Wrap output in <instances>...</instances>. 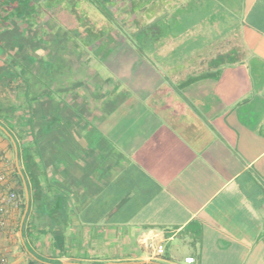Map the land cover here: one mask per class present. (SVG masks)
Returning a JSON list of instances; mask_svg holds the SVG:
<instances>
[{
	"label": "crops",
	"instance_id": "0c3cea01",
	"mask_svg": "<svg viewBox=\"0 0 264 264\" xmlns=\"http://www.w3.org/2000/svg\"><path fill=\"white\" fill-rule=\"evenodd\" d=\"M134 1L132 31L150 26L149 51L108 35V21L82 51L56 44L44 19L52 52L23 54L51 66L9 87L0 69V114L24 122L19 144L54 202L51 230L29 210L28 250L15 194L0 254L5 264H264V0ZM236 45L242 62L198 66ZM204 71L217 77L182 85ZM28 98L31 110H16ZM2 171L0 205L18 182L8 159Z\"/></svg>",
	"mask_w": 264,
	"mask_h": 264
},
{
	"label": "trees",
	"instance_id": "16d2710c",
	"mask_svg": "<svg viewBox=\"0 0 264 264\" xmlns=\"http://www.w3.org/2000/svg\"><path fill=\"white\" fill-rule=\"evenodd\" d=\"M83 1L84 0H0V69H2V76L8 74V78L5 82L6 87L11 86L19 79L28 83V79L25 77L27 73L33 77L36 76L37 69L49 68L51 66V59L43 57L36 58V56H34L35 54H31L26 57V55L23 54L26 48L32 52L39 48H41L42 51L52 52L51 48L48 47L47 41L44 39L43 32L40 33L41 29L38 28L39 22L44 19L47 20L46 17L57 15L60 23L65 28L67 27L68 29L77 31L76 35H78L81 40L85 35H87V38L92 41L91 44L101 38H97L99 34H96L93 30V28H98L95 26L96 18L93 19L92 17L88 18L86 16V10L88 9L83 10V14L78 12V9H81ZM88 1L97 6L108 18V22H113L117 26L116 28L122 31L125 38L129 39L140 52L149 51L148 35L151 30L150 26L140 25L137 31L134 32L133 37H135V39H133L131 37L132 32H127L120 25H118L115 17L111 15L112 11L107 7V3L111 4L115 0ZM124 2L129 5L130 9L131 7L133 8L132 0H124ZM84 11H86V13ZM79 26H83L84 29H79ZM83 31H85L84 35L82 33ZM41 42H45L46 44ZM243 55L244 53L242 49L236 45L231 47L226 53L220 52L214 58L204 57L199 62L198 66L204 69H209L218 68L224 64H235L242 62ZM216 77L217 73L214 74V72L211 71H204L197 76H190L185 82H182V85H188L190 82L199 79ZM31 101V98H28L23 104H19L20 107L16 110L23 111L24 108L31 110ZM0 111L2 110L0 109ZM23 116L22 120L24 118ZM12 117L13 116L11 115L0 114V124L6 128L17 144L19 162L22 165L23 177L29 191V210L32 209L34 213L39 216L43 215V217H45V221L43 220L40 226L51 230L53 223L52 212L54 202L45 189L46 185L41 181L38 162L34 156L29 153L27 148H22L19 144L17 135L22 134L16 132V129L24 124V122H20V118L16 121L14 120V117ZM29 124L31 133L34 135V118H31V122ZM0 133L9 140V145L12 147L9 137L1 129ZM16 176L18 182L16 192H14L17 196L23 198V202L21 203V208L23 209L24 191L22 179L20 175L16 174ZM55 211H57V209H55ZM23 235L24 230L22 229V237ZM24 247L29 250L26 243L24 244Z\"/></svg>",
	"mask_w": 264,
	"mask_h": 264
},
{
	"label": "rangeland",
	"instance_id": "374dc122",
	"mask_svg": "<svg viewBox=\"0 0 264 264\" xmlns=\"http://www.w3.org/2000/svg\"><path fill=\"white\" fill-rule=\"evenodd\" d=\"M122 2L124 3V6H123V8H120L121 10H122V12H119V5H121V4H119V1L116 3V4H114L112 7H111V9H112V12H111V15L113 16V17H116L115 19H117L116 21H117V23H118V25H119V22L120 23H123L122 25H120L121 27H126V30H128L129 29V32H131L132 31V29L134 28L133 27V24H132V15L131 14H133L130 10H129V6L128 5H126L125 3L126 2H124V0H122ZM141 2V1H140ZM142 3V2H141ZM140 3V4H141ZM123 5V4H122ZM118 7V8H117ZM90 9V10H86L87 11V14H86V16L88 17V18H93V19H95L96 18V20H98V22L95 24V26L96 27H98V28H93V30L95 31V33L97 34H99V36L97 37V38H99V37H103L104 35H105V33H106V31L108 30V35L111 33V34H113V35H115V34H117V35H121V36H123V37H125L124 36V33L122 34V31H120L119 29H117L116 27V25L113 23V22H111L110 21V23H108V24H110V26H109V28L107 29V30H105L104 28L107 26L106 25V23H107V20H108V18L105 16V14H103L102 13V11L97 7V6H95L94 4H92V3H90L88 0H84L83 2H82V6H81V9L79 8L78 9V12H81L82 14H83V10H85V9ZM58 9V8H57ZM62 10V9H61ZM86 11H84L85 13H86ZM102 15H101V14ZM114 14H116V15H114ZM122 14L125 16L124 17V19L122 18ZM104 16V17H103ZM46 19L49 21L50 20V22H52V23H56L55 25L56 26H54V28H52V27H48V30L47 31H51L52 33L51 34H49L50 35V37H51V40L52 41H54L56 44H59L58 42H60V41H62V40H64V41H69L70 43H72L73 45H74V47L77 49V50H81L82 51V48H87V47H90L92 44H91V42L92 41H90L88 38H87V35H85L84 36V38H82V40L80 39V37L78 36V35H76V33H77V31H75V30H72V29H68L67 27L65 28L61 23H60V20H59V17L57 16V15H55V16H50V17H46ZM99 24H102V25H99ZM93 25V24H92ZM113 25V26H112ZM80 28L79 29H84V27L83 26H79ZM124 29V28H123ZM125 30V29H124ZM133 32V31H132ZM83 33V35L85 34V31H83L82 32ZM127 33V32H126ZM133 36H134V32L133 33H131V37L133 38ZM94 37V36H93ZM96 38V39H97ZM100 40V39H99ZM88 41H90V42H88ZM85 52H87V51H85ZM241 111H243L244 110V108H241L240 109ZM1 142H2V144H1ZM3 145H4V147H3ZM3 148H6V151H8V156H9V158H6L5 156H3V153H2V149ZM14 152H13V148L12 147H10V145H9V140L5 137V136H3V134H1L0 133V161H3V159H8L9 160V165H10V168L13 170V169H15V172H16V168H15V164H14ZM4 172L5 171H2V172H0V176H4ZM15 172H13V175L14 176H16V174H15ZM2 174V175H1ZM2 176V177H3ZM7 177H3L2 179H0V181H3L4 179H6ZM15 179L17 180V178L15 177ZM20 202L22 203L23 202V198L22 197H20ZM20 208H21V205H20ZM23 211V209L21 208L20 209V211ZM22 213V212H21ZM21 213H20V215H21ZM18 228V227H17ZM16 228V229H17ZM193 244V243H192ZM191 243H187L184 247H183V249L181 248V250H180V252H179V258H180V260L183 262V254L185 253V252H190V251H192L193 250V248H194V244L192 245ZM182 252H184V253H182Z\"/></svg>",
	"mask_w": 264,
	"mask_h": 264
},
{
	"label": "water",
	"instance_id": "95a60500",
	"mask_svg": "<svg viewBox=\"0 0 264 264\" xmlns=\"http://www.w3.org/2000/svg\"><path fill=\"white\" fill-rule=\"evenodd\" d=\"M0 129L10 139V142H11L12 148H13V152H14L15 167H16L18 175H20V177L22 179V185H23V191H24V207H23V211H22V214H21V217H20V222H19V227H18V234L21 237L22 243L24 245L25 242H24L23 237H22V227H23V225L25 223L26 215H27V212L29 210V200H30L29 191H28V187H27L26 181H25V179L23 177L22 166H21V164L19 162V153H18V149H17V144H16L14 138L11 136V134L1 124H0ZM132 263H141V264L149 263V264H151V263H153V261L152 260H140V261H132ZM105 264H115V262H108V263H105Z\"/></svg>",
	"mask_w": 264,
	"mask_h": 264
},
{
	"label": "built area",
	"instance_id": "2783aa9c",
	"mask_svg": "<svg viewBox=\"0 0 264 264\" xmlns=\"http://www.w3.org/2000/svg\"><path fill=\"white\" fill-rule=\"evenodd\" d=\"M3 177L0 176V179ZM16 200V195L12 191H7L5 192L3 199H2V204L0 205V227L4 225V213H5V205L6 204H13V202ZM163 252V247L162 245H158L155 251V256L160 255ZM186 262H192L193 258H185ZM6 263V258L0 254V264H5Z\"/></svg>",
	"mask_w": 264,
	"mask_h": 264
},
{
	"label": "flooded vegetation",
	"instance_id": "af4514ba",
	"mask_svg": "<svg viewBox=\"0 0 264 264\" xmlns=\"http://www.w3.org/2000/svg\"><path fill=\"white\" fill-rule=\"evenodd\" d=\"M119 1V4H121V5H119V6H122V4H124L123 2H122V0H115L113 3H111V4H108L107 3V7L112 11V9H111V7L114 5V4H116L117 2ZM132 2H133V8L131 7V9H130V7H129V10L133 13V11H134V9L138 6V2H135L134 0H132ZM126 5H128L127 3H125ZM118 6V7H119ZM129 6V5H128ZM117 7V8H118ZM88 9V8H87ZM88 10H90V9H88ZM119 12H122V10L121 9H119ZM101 14V13H100ZM102 15V14H101ZM114 15H116V14H114ZM132 15V14H131ZM104 17V16H103ZM124 15L122 14V18L124 19ZM116 18V17H115ZM117 20V19H116ZM132 20H133V18H132ZM108 21V20H107ZM98 22V20H96V23ZM123 23H120L119 22V25H122ZM99 25H102V24H99ZM123 28V27H122Z\"/></svg>",
	"mask_w": 264,
	"mask_h": 264
}]
</instances>
